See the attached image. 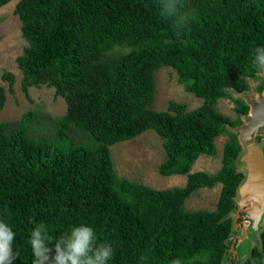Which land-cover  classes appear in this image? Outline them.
Segmentation results:
<instances>
[{
    "label": "trees",
    "instance_id": "16d2710c",
    "mask_svg": "<svg viewBox=\"0 0 264 264\" xmlns=\"http://www.w3.org/2000/svg\"><path fill=\"white\" fill-rule=\"evenodd\" d=\"M16 14L29 44L17 59L23 92L54 88L67 109L55 119L30 111L0 123V219L16 233L13 264H33L29 241L41 222L51 243L91 226L114 249L109 264H222L243 179L238 135L227 125H241L249 112L226 90H251L248 79L264 90L251 55L264 46V0H19ZM163 67L203 100L200 107L151 108ZM3 79L12 86L15 76ZM221 99L236 104L235 121L217 111ZM6 101L0 85V112ZM42 120L51 136L34 138ZM148 130L163 141L160 174L187 176L184 187L156 190L117 174L111 147ZM78 132L92 142H77ZM220 136L229 137L221 170L192 173L201 156H216ZM218 184L215 210L186 208ZM261 239L262 251L254 248L245 264H264V232Z\"/></svg>",
    "mask_w": 264,
    "mask_h": 264
},
{
    "label": "rangeland",
    "instance_id": "374dc122",
    "mask_svg": "<svg viewBox=\"0 0 264 264\" xmlns=\"http://www.w3.org/2000/svg\"><path fill=\"white\" fill-rule=\"evenodd\" d=\"M19 0H13L0 8V85L6 90L7 101L0 112V123H15L22 119L23 115L30 111H37L41 118L55 119L65 114L67 104L64 98L56 96L55 89L42 85L39 88L30 89L29 96L22 90V71L17 59L29 46L23 36L22 21L16 14ZM5 72L14 74L15 81L11 84L3 79ZM251 93L255 97L260 81L248 79ZM169 101L185 103L189 110L200 107L203 100L189 93L185 85L179 80L177 72L170 67H163L156 73V93L151 108L164 111ZM236 104L231 99H221L216 107L217 111L232 120L238 115L235 112ZM50 124L47 120L40 123V131L32 133L34 138H40L50 133ZM75 139L79 143H91L92 141L83 133H75ZM258 138L264 145V127L258 132ZM228 136H220L217 141V154L214 157L201 156L192 168V173L206 172L215 174L222 168V159ZM111 156L115 170L120 177L130 181L142 183L156 190H166L184 187L187 176L173 175L163 176L159 167L165 159L163 141L152 130L143 135L111 147ZM222 191V184L214 188H202L192 195L186 202V208L191 211L215 210ZM243 228H239L238 235L244 234ZM232 242L230 243L231 247ZM234 259L231 254L230 259Z\"/></svg>",
    "mask_w": 264,
    "mask_h": 264
},
{
    "label": "water",
    "instance_id": "95a60500",
    "mask_svg": "<svg viewBox=\"0 0 264 264\" xmlns=\"http://www.w3.org/2000/svg\"><path fill=\"white\" fill-rule=\"evenodd\" d=\"M261 78H264L260 76ZM226 92L241 99L249 106V112L241 116L242 124L236 127L227 125L229 131L238 135L241 151L236 161L237 173L243 174L236 196L235 208L228 217L232 219L231 233L226 240V250L222 264H229L231 254L236 264H245L254 248L262 251L261 234L264 232V145L258 141V132L264 127V90L254 97L251 90L239 92L227 89ZM244 207H247L244 209ZM250 213V216L248 212ZM241 212L249 217L240 222ZM245 225L243 237H237L236 229ZM250 231V232H247ZM251 233V236H249ZM231 247L230 246V243Z\"/></svg>",
    "mask_w": 264,
    "mask_h": 264
},
{
    "label": "clouds",
    "instance_id": "9594fccd",
    "mask_svg": "<svg viewBox=\"0 0 264 264\" xmlns=\"http://www.w3.org/2000/svg\"><path fill=\"white\" fill-rule=\"evenodd\" d=\"M251 55L256 74L264 77V46L255 47ZM15 237L12 227L0 219V264H13L18 258L19 253L13 252ZM29 243L33 264H109L114 256L112 245L98 242L94 229L83 224L72 227L69 233L51 243L49 228L41 222L32 229ZM172 264L180 261L174 260Z\"/></svg>",
    "mask_w": 264,
    "mask_h": 264
},
{
    "label": "bare ground",
    "instance_id": "6f19581e",
    "mask_svg": "<svg viewBox=\"0 0 264 264\" xmlns=\"http://www.w3.org/2000/svg\"><path fill=\"white\" fill-rule=\"evenodd\" d=\"M246 208H247V207H244V209H246ZM247 212H248V210H247ZM248 214H249V216H250V213H249V212H248ZM241 216H242V217L239 218V221H240V220H243L244 222L248 221L249 217H247L245 213L241 212ZM240 227H242V228L244 229L243 232H245V231L247 230V228H246V226H245L244 224L241 225ZM240 227H237V229H236L237 237L239 236V235H238V232H239L238 230H239ZM247 232H250V231H247ZM243 235H244V234H242V235L239 236V237H243ZM249 236H251V233H249ZM234 259H236V258L234 257Z\"/></svg>",
    "mask_w": 264,
    "mask_h": 264
},
{
    "label": "flooded vegetation",
    "instance_id": "af4514ba",
    "mask_svg": "<svg viewBox=\"0 0 264 264\" xmlns=\"http://www.w3.org/2000/svg\"><path fill=\"white\" fill-rule=\"evenodd\" d=\"M242 220H240V222H241ZM237 263V260L236 259H230V261H229V264H236Z\"/></svg>",
    "mask_w": 264,
    "mask_h": 264
}]
</instances>
